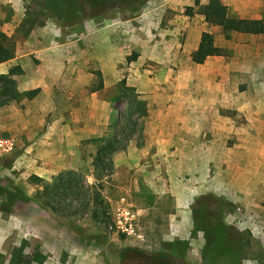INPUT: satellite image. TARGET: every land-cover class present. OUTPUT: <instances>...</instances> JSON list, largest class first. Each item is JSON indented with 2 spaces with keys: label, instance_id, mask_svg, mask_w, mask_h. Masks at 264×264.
I'll use <instances>...</instances> for the list:
<instances>
[{
  "label": "rangeland",
  "instance_id": "obj_1",
  "mask_svg": "<svg viewBox=\"0 0 264 264\" xmlns=\"http://www.w3.org/2000/svg\"><path fill=\"white\" fill-rule=\"evenodd\" d=\"M213 1L76 2L67 25L60 0H0V264H264V33L228 36ZM203 32L222 53L197 64ZM117 111L137 132L97 176Z\"/></svg>",
  "mask_w": 264,
  "mask_h": 264
},
{
  "label": "trees",
  "instance_id": "obj_2",
  "mask_svg": "<svg viewBox=\"0 0 264 264\" xmlns=\"http://www.w3.org/2000/svg\"><path fill=\"white\" fill-rule=\"evenodd\" d=\"M111 0H60V5L59 8L61 9L58 11L59 15L62 16L65 19V22L67 25H69L73 19H75L78 15V11H72L69 9L68 6L74 5L76 2L80 3L81 2L84 4V6L81 7L79 11L83 12H88L89 8L95 7L100 4V2H109ZM145 0H124L125 6L130 7L131 9H136L137 4H142L144 3ZM95 4V5H94ZM67 6V7H66ZM121 6V5H120ZM210 16H213L215 18V23L219 25L222 30L228 35L231 31H241V32H246V33H253V34H261L264 33V24L262 20L254 19V20H248V19H231L227 16V10L225 5H221L218 0L213 1L212 9L210 13H208ZM86 17V16H85ZM230 35V34H229ZM228 35V36H229ZM2 41L6 39L3 35H0ZM9 48L10 47H5L1 41H0V63L7 61L9 59ZM222 53V49L216 46L213 42V36L211 33L208 32H203L201 41L199 44V47L192 53L191 58L192 61L201 64L203 63L207 57L209 56H214V55H220ZM99 76V86L101 87L103 84L101 73H98ZM6 80L7 86L8 83H14L12 79L7 78L6 76H0V80ZM5 90L0 93V95H5L9 93L10 91H7L8 88L6 86ZM11 92H15L12 91ZM36 91H27L24 93L19 92L20 94L23 95H30L34 94ZM11 98H16V95H12ZM4 103V100L0 98V106ZM119 115L121 118H124V120L127 119V117L121 113L120 111ZM136 123H133L131 121V117L129 118V121L126 120V122H119L118 119L112 115V124L109 126L108 133L106 135H103L101 137V143H99L97 147V153H96V160L94 162V170L97 176L100 175H108L112 173L113 170V165H112V160L111 156L117 151H122L127 145V142L130 140V136H132L133 132H137L136 129ZM125 140V141H123ZM104 161H108V169L106 172H101L103 170V167L106 166L104 165ZM38 178V177H35ZM47 187V185H46ZM57 190L54 189L53 192L51 193V196H57ZM7 194H11L8 192L3 185L0 183V197L6 196ZM193 213L197 212V208L192 209ZM218 221L215 223L217 226V229L225 231H231V227L225 226L220 219H217ZM208 232V231H207ZM209 237H212V234L209 232ZM185 242H182L184 244ZM36 258V257H34ZM41 262V261H40ZM12 264V262H11Z\"/></svg>",
  "mask_w": 264,
  "mask_h": 264
},
{
  "label": "crops",
  "instance_id": "obj_3",
  "mask_svg": "<svg viewBox=\"0 0 264 264\" xmlns=\"http://www.w3.org/2000/svg\"><path fill=\"white\" fill-rule=\"evenodd\" d=\"M232 2H233V0H224V5L225 6H227V7H229V6H231L232 5ZM263 3V2H262ZM238 5H240L239 7L240 8H238L239 10H247V9H245L244 8V5L241 3V4H238ZM255 5H256V3H255ZM260 6V5H259ZM262 6H264V4L262 5ZM22 58V57H21ZM1 64H3V63H0V65ZM3 73V71H0V74H2Z\"/></svg>",
  "mask_w": 264,
  "mask_h": 264
}]
</instances>
